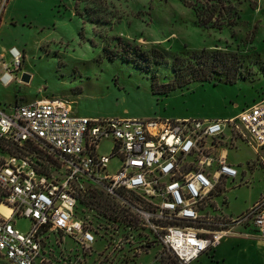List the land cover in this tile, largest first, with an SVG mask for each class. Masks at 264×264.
Masks as SVG:
<instances>
[{"label": "rangeland", "instance_id": "rangeland-1", "mask_svg": "<svg viewBox=\"0 0 264 264\" xmlns=\"http://www.w3.org/2000/svg\"><path fill=\"white\" fill-rule=\"evenodd\" d=\"M189 1L10 0L0 18V78L3 63H11L9 51L16 48L22 54L17 74L22 80L8 86L0 82V107L57 100L90 118L212 121L231 118L263 101L264 0H228L240 18L236 26L223 28L198 27L194 11L185 5ZM108 48L157 50L165 61L143 73L121 59L109 60ZM202 53L211 55L216 70L231 69L235 83L193 82L164 94V85L175 79L176 58L186 65L192 54ZM24 74L30 75L28 83ZM227 137V162L239 176L222 182L214 201L225 216L236 217L263 196L264 168L251 146ZM4 145L0 161L11 155ZM112 150L113 143L105 141L98 153L110 156ZM260 153L264 158V151ZM119 168L114 158L108 172ZM206 211L212 216L221 213L210 206ZM77 213L97 232V244L84 250L70 238L59 243L50 236L49 264H177L146 230L124 234L126 229L113 223L121 217L118 208L102 194L89 193ZM16 227L27 233L31 222L17 219ZM121 238L129 243L122 244ZM141 247L147 253L138 260ZM257 252L250 239L228 236L214 258L204 255L191 264H259ZM0 264L9 263L0 255Z\"/></svg>", "mask_w": 264, "mask_h": 264}, {"label": "built area", "instance_id": "built-area-1", "mask_svg": "<svg viewBox=\"0 0 264 264\" xmlns=\"http://www.w3.org/2000/svg\"><path fill=\"white\" fill-rule=\"evenodd\" d=\"M9 1L0 0V18ZM9 54L0 78L5 86L22 80V54L16 48ZM66 105L0 107V142L12 150L0 161V255L9 264H49L50 236L92 249L97 232L77 212L94 192L118 208L121 217L113 223L124 234L146 230L177 264L198 260L239 228L264 238V194L236 217L225 216L214 201L219 185L239 176L227 162V134L251 146L264 168V100L212 121L90 118ZM105 141L113 143L110 156L98 153ZM114 158L120 168L111 174ZM208 206L221 213L210 215ZM21 218L31 222L27 233L16 227ZM137 252L147 253L144 247Z\"/></svg>", "mask_w": 264, "mask_h": 264}, {"label": "trees", "instance_id": "trees-1", "mask_svg": "<svg viewBox=\"0 0 264 264\" xmlns=\"http://www.w3.org/2000/svg\"><path fill=\"white\" fill-rule=\"evenodd\" d=\"M185 5L194 11L197 25L200 28L234 27L240 18L236 8L234 5H230L228 0H192L185 2ZM105 51L109 60L115 61L121 59L124 62L132 64L143 73L146 72L145 68L151 67L152 64H160L165 61L164 54L157 50L150 52L138 50L135 52L129 48H124L122 51L108 48ZM210 58L211 55L205 53L200 55L192 54L189 57L191 62L188 61L186 65L182 64L185 62L183 59L176 58L174 62L175 75L173 77L175 79L164 85V88L167 90L164 91V94L185 87L193 82L210 83L214 86L234 84L236 74L231 73V69L216 70L214 66L215 62H211ZM147 71L150 70L147 69ZM214 75H216L215 78L219 79H214ZM152 78H157L156 74ZM0 145L3 147L4 144L0 142ZM6 147L7 153H11L12 150Z\"/></svg>", "mask_w": 264, "mask_h": 264}, {"label": "crops", "instance_id": "crops-1", "mask_svg": "<svg viewBox=\"0 0 264 264\" xmlns=\"http://www.w3.org/2000/svg\"><path fill=\"white\" fill-rule=\"evenodd\" d=\"M4 85V84H3ZM255 204V203H254ZM253 204V205H254ZM252 205V206H253ZM251 206V207H252ZM251 207L247 208L244 212H241L239 215H236V216H240L241 214L245 213L247 210H249ZM230 217H234L233 215L230 216ZM238 230L242 231L241 233L242 234H235V235H231V236H234V237H238V238H243V239H250L252 243H254V245L257 246V254H258V259L260 258L261 259V264H264V238H262L256 231H252V230H247V229H244V228H239ZM228 238V237H227ZM227 238H225L223 241H225ZM222 241V242H223ZM216 249L210 251L209 253L205 254V255H211L213 258L217 255L216 253ZM145 254H141L139 258L143 257ZM204 256V255H203ZM202 257V256H201ZM200 257V258H201ZM199 258V259H200ZM139 260V259H138ZM139 262V261H138ZM259 263V264H260Z\"/></svg>", "mask_w": 264, "mask_h": 264}, {"label": "water", "instance_id": "water-1", "mask_svg": "<svg viewBox=\"0 0 264 264\" xmlns=\"http://www.w3.org/2000/svg\"><path fill=\"white\" fill-rule=\"evenodd\" d=\"M29 80H30V75H28V74H24V75H23V81L26 82V83H28Z\"/></svg>", "mask_w": 264, "mask_h": 264}, {"label": "bare ground", "instance_id": "bare-ground-1", "mask_svg": "<svg viewBox=\"0 0 264 264\" xmlns=\"http://www.w3.org/2000/svg\"><path fill=\"white\" fill-rule=\"evenodd\" d=\"M1 210H3L4 212H6L7 215L9 214V212L5 208H1Z\"/></svg>", "mask_w": 264, "mask_h": 264}]
</instances>
